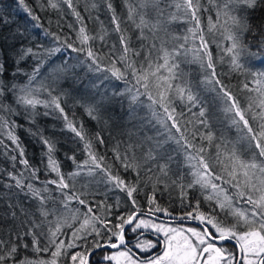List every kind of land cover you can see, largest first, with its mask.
<instances>
[{"label":"snow or ice","instance_id":"snow-or-ice-1","mask_svg":"<svg viewBox=\"0 0 264 264\" xmlns=\"http://www.w3.org/2000/svg\"><path fill=\"white\" fill-rule=\"evenodd\" d=\"M102 2L111 14L112 31L119 35V47L115 43L107 51L96 47L97 42L107 46L109 30L101 22L100 31L90 33L74 0H47L51 9L61 11L62 3L70 10L79 24L74 29L75 36H61L45 28L43 35L54 41L49 47L20 46L12 56L0 48V112L24 115L33 124L39 115L51 116L58 112L55 118L62 119L64 129L83 143L87 156L80 162L74 154L66 155L76 165V170L65 174L55 157V142L29 129L31 135L39 136L45 148L46 173L55 174V179L41 181L39 169L30 165L15 133L22 125L0 115V131L7 130L8 140L15 146L14 150H18L17 155L5 153L14 171L0 169V174L6 175L8 181L0 182L8 190L0 192V197L5 198V207L0 210V264H90L93 252L100 249L104 250L103 264H264V71L246 69L241 61V54H249L264 64V24L257 26L252 19L256 10L264 9V0H207L215 9L217 21L224 17L227 26L224 39L230 42L224 51L231 54L232 70L249 71L253 77L243 83L241 89L253 93L245 98L244 106L217 76L209 41L201 26L199 14L208 11L202 0H123L127 9L123 22L130 23L136 31L138 47L133 46L128 29L121 27L122 20L112 0ZM18 4L36 22L34 27L41 28L40 17L25 0H18ZM97 7L92 4V8ZM0 23L6 21L0 19ZM172 24L190 26L181 36L172 32ZM57 26L60 27L59 22ZM216 28L210 17L207 31L213 32ZM249 34L259 37L255 51L245 43V36ZM169 36L183 42L168 47ZM190 39L194 45L199 41L192 49L194 57L190 62H198L205 73L200 83L216 94L225 117L243 133L236 142L221 139L215 144V165L219 172L203 155L216 138L212 131V113L180 66L186 62L180 58L187 57ZM58 54L63 55L56 62L53 58ZM29 57L36 61L30 71L21 67ZM49 60L52 63L45 71L54 82L83 83L87 79L84 89L88 102L81 106L92 120L100 121L106 111L120 110L130 126V137L138 134L142 137L141 146L149 144L148 150L139 157L134 151L136 145L131 143L123 154L118 148L114 149V159L125 171L135 172L137 181L128 182L114 173L113 165L107 164L105 156L96 150V144L105 143L103 137L99 133L90 137L83 123L78 124L69 117L61 103L62 96L68 93L54 95L52 87H32ZM20 76L26 77L24 83L18 82ZM41 91L47 92V98L37 95ZM41 107L45 109L43 113L37 110ZM144 108L149 115L141 114ZM194 108L198 112L192 113ZM185 109L196 117L191 138L187 125L193 122L184 119ZM151 128H155V135L147 134ZM197 139L199 144L194 143ZM172 142L188 153L189 160H196L191 182L187 186L178 185L181 206L184 207L187 197L185 187L198 186L204 199L213 202L212 211L201 210L197 200L194 205L189 203L183 213L174 215L157 202L155 186L146 205H141L134 197L144 166H148V172L155 166L160 173L168 175L167 164L161 165L159 160L171 161L167 146ZM3 143L0 140V144ZM4 147L7 149L8 145ZM189 150H194L195 154ZM17 163L23 167L17 169ZM84 170L89 175L97 170L104 173L107 183L126 194L130 210L120 213L118 198L114 219L110 218L113 206L104 201L97 203L96 207L104 210L97 214L89 201L82 198L84 192L76 188V177ZM156 182H160L159 177ZM55 193H59V197ZM13 196L17 198L15 203L11 200ZM57 199L64 210L60 214L55 207H48L49 202L54 205ZM25 201L35 203L26 205ZM73 202L84 206L86 211L81 213L80 208H70ZM30 208L35 211H29ZM36 213L40 219L35 218ZM158 213L167 220H160ZM50 215L56 217L54 221L48 219ZM185 220L196 221L198 226H185L182 223ZM76 222H79L78 227H74ZM45 224L49 225L46 230ZM64 228L70 229V234L64 232ZM126 229L132 234L131 238L127 237ZM148 232L153 238H142Z\"/></svg>","mask_w":264,"mask_h":264},{"label":"trees","instance_id":"trees-1","mask_svg":"<svg viewBox=\"0 0 264 264\" xmlns=\"http://www.w3.org/2000/svg\"><path fill=\"white\" fill-rule=\"evenodd\" d=\"M26 4L33 10V12L40 17L41 28H35V21H32L31 18L24 12L23 8L18 4V0H0V19L6 21V23H0V48H3L5 52L12 56L16 49L20 46L24 47H33L36 49V46L42 45L43 47L51 46L54 41L51 37H45L43 35V30L45 28L49 29L51 32H57L61 36H75L74 29L79 27L74 16L71 15L69 9L66 5L60 4L61 11L51 9L47 6V0H25ZM77 10L84 17L85 24L90 33H97L101 29V22L105 28L109 30V34L106 37L107 46H102L99 42L96 43V47L100 48L103 51H107V48L111 44L115 43L119 47V35L112 31L113 25L110 23L111 14L108 12L106 5L102 0H74ZM95 3L98 5L97 8H92V4ZM113 6L116 9L117 14L121 17L122 24L121 27H126L128 33L132 36V43L134 47L139 46V42L135 39L136 31L133 29L130 23H124L127 16V9L123 3V0H112ZM203 5L208 8V11H202L199 15L201 17V26L205 30V38L209 41V48L213 55V60L216 67V73L219 79L229 87V89L236 95L242 106L246 103V97L253 95V93H248L246 90L241 91L243 83L250 82L252 80V75L249 71H233L230 63L231 54H228L224 51L229 45L230 42L224 39V36L218 37L216 34H211L207 31L208 21L211 17L212 21L216 18L215 9L208 4L207 0H202ZM43 5V8L40 5ZM253 22L259 26L264 24V9H258L253 14ZM51 22V23H50ZM59 22L60 27L57 26ZM71 24L73 27L69 28L68 25ZM189 24H172L171 30L176 35H185L186 28L189 27ZM225 27H227L225 25ZM22 33V35H21ZM171 36L168 37V47H172L177 43H182L183 41H175V43L170 42ZM259 37H253L251 34L245 36V43L249 45L252 51H255L258 47L257 40ZM199 44L197 40L195 45L190 39L188 41L187 47L190 49L189 55L186 58H180L186 60V62L181 63V68L185 73L188 74V78L191 80L195 86L198 94L200 95L204 105L212 113V131L215 134V139L213 145L208 147L205 155L206 159H209L213 167L217 172L220 169L215 165V153L216 148L215 144L220 143L221 134L220 131L228 133L229 135H235V133H240V137L243 133L239 128L231 124V121L225 117V114L222 111L223 105L219 99L216 98L214 92L208 91L206 87L200 83L203 79L205 73L200 68L199 63H192L194 52L192 49ZM42 50V49H41ZM63 54H58L53 58L56 62H59ZM72 56H76V53H71ZM241 61L245 64L246 69L252 71L261 72L264 71V64L260 62L258 58H253L249 54H241ZM36 63L31 57L28 60L21 63V67H24L26 70L30 71L31 66ZM52 63V60H49L45 63V68L41 70V76L37 77L36 81L33 82V88H40L41 85L44 88L52 87L55 89L53 92L54 95H60L64 92L68 93L67 96H62L61 103L65 107L66 112L68 113L71 119H74L78 124L83 123L86 132L90 137H94L96 133H99L105 143L103 145L96 144V150L99 154L105 156V162L107 164L113 165V172L121 175L123 179L128 182L137 181L136 173L129 170L125 171L119 162L114 159L115 152L114 149H119L123 154L126 150L128 144H134L136 147L134 151L139 157L143 152L148 150L149 144L143 143L141 146L142 137H139L138 134H134L130 137V126L128 125L126 119L124 118L123 112L116 110L114 112L106 111L102 113L100 121L92 120L85 112L84 108L81 106V103H87L88 97L85 95L84 83H87V79L83 83H72L71 81H61L54 82L51 76L46 74V69L48 65ZM26 77L20 76L19 83H24ZM250 86H253L250 84ZM41 98H47V92L41 91L37 93ZM182 107V106H181ZM17 110L23 112L19 106H16ZM40 113H43L45 109L38 108ZM179 110V108H178ZM186 116L185 120H191L193 123L187 125L188 135L191 138L190 133L195 130L193 124L196 121V117L192 113L198 112L197 108L192 109V113H188L185 109ZM142 115H149L147 108H144ZM0 115L4 116L10 121H16L22 127H17L15 129L16 135L20 138V142L25 149V157L28 159L30 165L39 169V178L41 181L46 179H55V174L46 173V157L44 156L45 148L39 140V136H33L30 134L29 129L32 131H39L45 137H48L53 142H55L57 151L55 152V157L59 161L61 166V171L65 174L75 171L76 165L73 162L66 158L67 156L75 155L76 160L82 162L87 159L85 152L83 151V143L79 141L78 138L74 137V134L70 131L64 129L63 120L55 117L59 116V113H55L51 116L39 115L36 117V122L29 123L28 119L24 115H11L7 112H0ZM214 120H219L222 124L221 127H216ZM251 123V120H250ZM158 127V126H157ZM196 127H200L196 125ZM6 129L0 131V140H3V144H0V169H6L8 171H14L11 166V161L7 158V155H17L18 150H14L15 146L11 144L6 135ZM133 133L136 132L135 129H131ZM147 134L152 136L155 135V128L147 130ZM199 139L194 141V143L199 144ZM95 143V141H94ZM207 144V141L204 142ZM4 145H8L6 149ZM168 152L171 154L172 159L168 161L165 159H160L159 164H167L168 175L165 176L159 172V169L155 166L152 167V171H147V165L141 169L139 186L134 197L138 200L141 205H146L147 198L153 195V187L155 186V197L157 202L163 206L169 208L174 215H179L186 210L189 203L194 205L197 200L200 201V208L204 211H212L213 202L206 201L204 196L201 194L199 187L187 188V197L185 199L184 207L181 206V188L179 184H184L187 186L191 182L193 177L191 172L194 171V165L196 160H189L188 153L185 152L183 148L176 145L174 142L170 143L168 146ZM191 154H195L194 150H189ZM7 153V155H5ZM131 155V153H129ZM19 160V157H18ZM17 169H21L23 166L17 163ZM151 177V179H149ZM159 177V183L156 182V178ZM175 181L176 183H173ZM0 182H8L6 175L0 174ZM76 188L84 192L82 196L83 199L89 201L93 206L94 211L97 214H101L104 210L96 207L98 202L104 201L107 205L113 206V215L110 217L115 218L114 214L117 211V199L119 198V208L120 213L129 211L127 207L129 204L128 197L124 192L114 189L113 186L106 182L104 178V173L99 172L98 170L93 174L89 175L86 170L81 171V175L76 177ZM40 184H37V187H40ZM225 187H228L225 185ZM7 189L3 188V183H0V192H7ZM231 191V190H230ZM59 197V193H55ZM23 200V197L20 198ZM13 203L17 202L16 197H11ZM33 201H25V204H34ZM243 206V205H242ZM5 207V198L0 197V210ZM49 208L55 207L60 212H63L61 205L57 199V202L53 205L52 202L48 204ZM70 208H80L81 213L85 212L86 209L84 206L79 205L75 202L70 204ZM29 211L34 212V208H30ZM217 211H219L217 209ZM70 216L71 213H68ZM157 216L164 217L163 214L158 213ZM223 216V213H221ZM36 219H40L39 213H36ZM166 218V217H165ZM49 220H52L51 215L48 217ZM167 219V218H166ZM79 222L74 224V227H78ZM49 225L45 224V230ZM192 227H197L193 225H187ZM64 232L70 234V229L64 228ZM132 236V234H131ZM92 238L89 237V240ZM145 239H147L145 237ZM104 251V250H103ZM103 251L96 253L92 258L91 262L99 264L101 261V256Z\"/></svg>","mask_w":264,"mask_h":264},{"label":"rangeland","instance_id":"rangeland-1","mask_svg":"<svg viewBox=\"0 0 264 264\" xmlns=\"http://www.w3.org/2000/svg\"><path fill=\"white\" fill-rule=\"evenodd\" d=\"M213 23L217 25V28L213 32H209L211 36H213L212 34H216L218 37L225 36L226 33L224 32V27H225L224 17H221L219 21H217V18H215ZM175 41L176 40H173L172 38L170 39V42L172 44L175 43ZM188 55H189V52L187 53V57ZM214 124L217 128L222 126L219 120H214ZM220 134H221V139H224L226 141L236 142L240 139V133H235V135L232 136V135H229L228 133L220 131ZM51 217H52V221H54L56 218L54 215H51Z\"/></svg>","mask_w":264,"mask_h":264},{"label":"water","instance_id":"water-1","mask_svg":"<svg viewBox=\"0 0 264 264\" xmlns=\"http://www.w3.org/2000/svg\"><path fill=\"white\" fill-rule=\"evenodd\" d=\"M159 219H160V220H167L165 217H161V216H159ZM177 223H181V222H180V221H177ZM182 223H183V224H188V225L198 226V222H196V221H187V220H185V221H183ZM126 234H127V229H126ZM145 237H146V238H153L151 233H145L144 236H143L142 238H145ZM101 251H103V249H100V250H97V251L93 252V254H92V256L90 257V259H91L96 253L101 252Z\"/></svg>","mask_w":264,"mask_h":264},{"label":"flooded vegetation","instance_id":"flooded-vegetation-1","mask_svg":"<svg viewBox=\"0 0 264 264\" xmlns=\"http://www.w3.org/2000/svg\"><path fill=\"white\" fill-rule=\"evenodd\" d=\"M185 226H187L188 224H184ZM194 226V225H193ZM148 233H150V232H148ZM127 237L128 238H131V233H129V232H127ZM133 243H134V241H133ZM91 260V259H90ZM90 264H95V263H92L91 261H90ZM99 264H103V262H102V260L100 261V263Z\"/></svg>","mask_w":264,"mask_h":264}]
</instances>
